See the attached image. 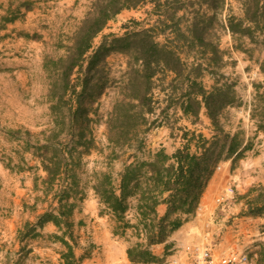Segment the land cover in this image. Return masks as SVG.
I'll use <instances>...</instances> for the list:
<instances>
[{
    "label": "trees",
    "instance_id": "16d2710c",
    "mask_svg": "<svg viewBox=\"0 0 264 264\" xmlns=\"http://www.w3.org/2000/svg\"><path fill=\"white\" fill-rule=\"evenodd\" d=\"M145 1L148 0H105L92 17L85 19L75 30L70 44L65 46V54L57 58L47 57L43 63L51 72L52 127L45 133L44 143L35 144L33 148L47 173V185L51 186L56 181L62 185L56 193L59 202L69 196L70 187L63 182L69 179L71 185L76 183L73 169L79 165L81 153L95 147L89 114L94 111L93 102L108 80L104 70L106 57L118 52L131 60L126 79L120 87V97L114 100L107 121L110 163L119 157L117 149L142 150L140 125L146 121L144 113L151 109L149 92L155 74L171 71L181 79L183 62L172 47L156 40V34L167 27L187 41L202 40L203 20L197 11L187 26L188 33H185L179 25L182 15H177L183 7L180 0H150L156 13L152 25L121 36L104 35L93 48V37L113 14L123 7H134ZM241 3L243 16L228 15L226 26L233 35H246L251 44L260 45L263 51L257 60L264 75V0H241ZM223 4L224 0H215L211 7L214 12H220ZM58 45L62 46L61 43ZM238 47L249 58L252 57L253 47L241 44ZM198 66L193 69L197 70ZM74 72L77 74L72 78ZM196 76L190 78L187 75V89L181 93L178 104L183 114L193 117V123L199 120L200 109L204 108L212 126L210 138L196 135L195 151H190L185 142L171 154L166 153L163 147L149 151L146 156L133 152V160L124 163L118 173V182L110 170L94 173L93 189L116 222L114 232L123 235L127 229H132L137 237L126 251L133 264L161 262L151 253L149 245L165 242L175 229L194 215L217 165L229 160L232 169L251 145L249 140L243 141L240 130L230 132L221 120L226 107L239 104L233 83L217 79L210 90H206ZM253 88L255 101L250 117L255 120L256 132L264 133V77L262 81L253 83ZM186 135L184 132L183 137ZM237 199L243 201L238 215L264 218V183L250 186L238 194ZM162 201L166 203V210L159 216L156 206ZM71 208V204L59 206V215L43 213L37 224L41 225L48 219L58 223L59 216L68 214ZM130 209L134 210V221L125 217ZM252 245L255 248L249 251V255L255 258L256 264H264V245L258 241ZM70 256L69 249L65 257Z\"/></svg>",
    "mask_w": 264,
    "mask_h": 264
},
{
    "label": "rangeland",
    "instance_id": "374dc122",
    "mask_svg": "<svg viewBox=\"0 0 264 264\" xmlns=\"http://www.w3.org/2000/svg\"><path fill=\"white\" fill-rule=\"evenodd\" d=\"M104 1L0 0V162L3 164L23 162L28 165L34 157H38L33 147L44 143V135L52 127L49 100L51 72L45 69L43 63L47 57L57 58L65 54V46L70 44L75 30L85 19L92 17ZM213 1L180 0L183 7L177 15H182L179 22L181 30L188 33L187 26L197 11L203 20L201 41H187L167 27L156 34V40L172 47L183 62L181 79L171 71L155 74L149 92L151 109L144 113L146 121L140 125L142 150L117 149L119 157L110 163L107 121L114 100L120 97V87L126 79L131 60L118 52L106 57L104 70L108 80L102 93L93 102L94 111L89 114L95 147L88 153H81L80 163L73 170L75 179L82 184L91 180L94 170L106 169L111 171L117 182L123 164L133 160V152L146 156L149 151L160 147L173 151L185 142L190 151H195L196 135L210 138L212 126L204 108L200 109L199 120L193 123V117L183 114L179 107L178 98L187 89V75L194 78L197 74L196 80L206 90H210L217 79L233 83L239 104L226 107L221 120L230 132L240 130L243 141L249 140L251 145L230 169L231 178L215 196L216 208L209 221L218 229L209 244L217 245L226 226L236 217V211L233 210L235 205L229 203L234 200L235 203L241 202L243 207V201L238 200L237 195L252 185L264 183V133L256 132L255 120L250 117L255 101L253 83L262 81L264 75L257 60L263 51L260 45L251 44L246 35H233L226 26L228 15L243 16L241 0H224L220 12L212 9ZM155 19L156 13L150 0L134 7H123L93 37L92 46L95 48L104 35L121 36L125 32L150 26ZM239 44L253 47L251 58L238 47ZM196 65H199L197 70L193 69ZM76 74L74 72L71 77ZM184 132L187 133L185 138ZM223 162L230 163L229 160L222 161L215 169L219 170ZM228 187H232L233 195L219 203L217 197ZM126 219L133 217L128 216ZM127 239L131 243L136 241L132 229L128 231ZM251 244L253 242L246 245Z\"/></svg>",
    "mask_w": 264,
    "mask_h": 264
},
{
    "label": "crops",
    "instance_id": "0c3cea01",
    "mask_svg": "<svg viewBox=\"0 0 264 264\" xmlns=\"http://www.w3.org/2000/svg\"><path fill=\"white\" fill-rule=\"evenodd\" d=\"M173 151L165 150L168 154ZM229 164L223 162L219 170H214L196 213L165 242L149 245L161 262L148 264H180L193 243L206 244L216 255L232 248L250 251L255 247L246 245L249 242L264 245V218L238 215L242 203L234 200L229 205H235L236 217L226 226L218 244H209L218 229L209 221L216 208L214 199L231 178ZM46 176L39 156L28 165L0 162V264H133L126 252L133 243L127 239L130 229L123 235L114 232L115 220L93 189L94 175L86 184L77 179L72 185L69 179L63 182L70 188L69 196L61 202L56 193L62 185L56 181L48 186ZM70 204L71 211L59 216L58 223L48 219L37 224L41 214L59 215V206ZM165 210L166 203L159 202L157 214L160 216ZM128 216L134 217L133 209L126 212L125 217ZM69 249L71 256L65 257Z\"/></svg>",
    "mask_w": 264,
    "mask_h": 264
},
{
    "label": "built area",
    "instance_id": "2783aa9c",
    "mask_svg": "<svg viewBox=\"0 0 264 264\" xmlns=\"http://www.w3.org/2000/svg\"><path fill=\"white\" fill-rule=\"evenodd\" d=\"M218 167L219 166L217 165L216 168ZM232 195L233 189L232 187H228L220 197H217L216 200L221 203L226 201ZM190 245L191 246L187 248V258L180 264H256L255 258L249 255L248 250L232 248L221 255H216L206 244L193 243Z\"/></svg>",
    "mask_w": 264,
    "mask_h": 264
}]
</instances>
